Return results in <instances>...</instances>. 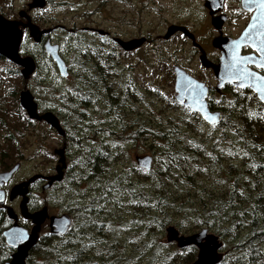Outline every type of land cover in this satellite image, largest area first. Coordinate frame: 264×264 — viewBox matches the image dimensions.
I'll use <instances>...</instances> for the list:
<instances>
[{"label": "trees", "instance_id": "obj_1", "mask_svg": "<svg viewBox=\"0 0 264 264\" xmlns=\"http://www.w3.org/2000/svg\"><path fill=\"white\" fill-rule=\"evenodd\" d=\"M33 22L41 23L35 19ZM28 41L24 37L21 43L23 54H30ZM77 57L78 82H82L72 89V95L81 96L82 107L95 106L96 100L104 96L108 109L121 119L117 128L108 130L109 137L117 146L120 142L135 146L148 139L152 167L143 171L130 161L118 170L112 168L117 156L110 145H99L89 152L79 144L80 154L74 155L64 173L68 178L66 187H60L62 181L53 184L41 199L43 205H57L71 218V225L62 237L49 232L40 235L25 263L191 264L197 254L195 247L178 249L164 240L165 229L173 226L182 235L205 228L218 236L224 253L219 264H264V107L256 96L249 89L230 87L223 93L231 95L226 101L222 95L217 97L218 103L210 99L209 108L220 112L215 127L180 106L173 96L163 102L170 115L148 112L146 120L138 113L129 120L119 112L140 98L133 86H117L112 81L116 61L113 51L89 46ZM0 62V72L19 82L18 68L1 57ZM38 71L36 64L33 75ZM12 89L0 100V135L4 133L0 141V171L9 170L20 158V125L31 127L35 123L23 117L16 98L18 90ZM56 91L59 100L68 106L60 112L63 118L56 116L65 132L64 141L77 144L79 133L71 135L65 125L73 121L76 131L75 123L85 119V113L73 109L74 103L66 102L71 90ZM5 99L13 102L12 108L3 106ZM77 131L83 140L90 134L84 128ZM80 183L85 184V198L81 202L69 199L68 185ZM108 189L112 191L100 199ZM78 193L75 190L74 196ZM97 202L103 210L96 209ZM37 205L30 198V210L37 209ZM85 208L90 209L83 213L87 228L80 226ZM92 221L99 226H93ZM10 225L5 209L0 207V264L9 261L12 253L2 238V232ZM22 226L27 228L29 224L23 222ZM69 254L75 259H66Z\"/></svg>", "mask_w": 264, "mask_h": 264}, {"label": "rangeland", "instance_id": "obj_2", "mask_svg": "<svg viewBox=\"0 0 264 264\" xmlns=\"http://www.w3.org/2000/svg\"><path fill=\"white\" fill-rule=\"evenodd\" d=\"M30 1L0 0V15L10 20H18L17 12L26 10L27 4ZM195 10L196 6L190 0H50V3L46 4L43 10L30 11L29 15L32 20L35 19L41 22L40 24H36L41 29L53 28V26L54 28L57 26L62 27V29H55L51 38L54 43L59 45L61 57L73 69L72 60H78L77 55L79 56L83 49L89 47L81 45H87L88 42L99 45L101 42L98 34L91 35L85 32L84 28L92 27L104 30L109 32L111 36L121 38L122 40L150 36L156 41V36L163 35L169 24L184 22L185 25L191 27L194 26V21H201L202 16H198ZM71 30L75 31L78 36L75 37L69 33ZM27 44L30 54H23V52L22 54L33 57L39 65V71L35 74L36 77L32 75L25 83L21 77L19 83L18 80L12 81L0 72V100L2 99L1 97H4L7 90L13 88L12 90H18L16 95L18 102L19 92L25 86L34 97V101L38 105L39 114L50 111L55 116H61L60 112H63L64 108L68 106L59 100L56 90L60 89L65 93L71 90L69 99L66 102L74 103L73 109H77L80 113H85L83 115L85 119H77L75 126L77 130L83 128L86 131L89 130L90 134L83 140L80 131L73 130V121L65 125L73 133L71 135L79 133V142L73 145L69 142L66 144V148H64L67 168L75 159L74 155L78 156L80 154L79 144L84 145L85 150L89 152L99 145H110L112 151L117 156V160L115 161L117 164L114 162L112 168L118 170L124 169V166L130 161L134 163L135 156L151 155L148 151V146L150 145L148 139L137 143L135 146L127 144V142H120L119 146L115 145L112 138L108 135V130L117 128L116 126L121 119H117L119 116L116 112L108 109L105 97L98 98L95 106L87 107L84 105L86 107H82L81 96L78 93L72 95V89L82 82H78L77 77H74L75 72L72 74L70 70V76L68 75L66 79H61L54 65L43 55L42 49L33 46L30 41ZM107 50H112L116 55L115 65L112 69V74L115 77L112 81L117 86H122V84L131 85L134 91L136 90L139 94L140 100L137 103H128V105H124L122 110H120L122 112H119V114H122L125 119L132 120L137 117L138 113H142L144 118L149 120L146 116L148 112L154 115L159 111H162L164 116L170 115L169 111H165L163 102L165 99L172 96L174 98L175 96L173 91V66L184 68L187 73L194 75L195 78L205 82L207 85L214 86L215 84L211 74L205 72L199 66L197 55L194 53L192 47L180 46L174 40L167 44H162L160 41H156L154 45L145 44L129 53L121 51L117 46H107L105 51ZM2 64L0 62V66ZM79 68L76 66L77 70H80ZM222 96L225 101L231 97L230 93H225ZM136 97L138 98L137 93ZM210 99H214L217 103L219 102V98L215 96ZM3 106L10 109V106L11 108L13 107V102L10 103L9 99H5L3 100ZM23 117L27 119L25 113ZM9 121L11 120L9 119ZM24 125L23 127L20 125V158H18L17 162L19 163V169L13 175L10 182L4 186L3 189L6 194L13 185L25 181L34 175H53L58 160V156L54 154V150L61 149L64 143V138H61L43 122L36 121L31 127L29 126L30 128L26 123ZM68 133L70 134V132ZM3 134L0 135V141ZM64 171L65 169L63 170L60 187H66L68 180ZM43 184L44 182H41L31 187L30 197L38 204L37 209L47 207L50 216L66 214L55 204H41V199L46 194L44 191H41ZM73 186L68 185L70 191L69 199L81 202L86 196L83 192L85 184L80 183L78 186ZM75 190L79 191L77 196H74ZM19 202L20 198H16L12 202L6 200L5 204L18 215V224L22 226L24 221L19 216ZM29 211L31 210L29 209ZM47 232L48 223L45 222L39 234L44 235Z\"/></svg>", "mask_w": 264, "mask_h": 264}, {"label": "water", "instance_id": "obj_3", "mask_svg": "<svg viewBox=\"0 0 264 264\" xmlns=\"http://www.w3.org/2000/svg\"><path fill=\"white\" fill-rule=\"evenodd\" d=\"M46 5V0H31L26 7V10H20L17 12V17L20 20H10L0 15V57L7 60L14 66L19 68L20 75L24 83L34 73L36 63L33 57L29 55H21L19 52L20 44L23 37V29L27 30V36L33 43L38 44L44 35L49 34L52 29H40L36 24L31 21L29 12L32 10L43 9ZM24 20L25 22H23ZM175 31H182L187 34V31L182 27L170 26L167 29L165 39ZM97 33L101 36L104 34L102 30H97ZM254 39L255 43H264V34H260L259 37H255L250 29L245 31L241 37L235 41L239 45L246 44L248 40ZM115 43L123 52H132L145 43V38L132 39L129 41H123L115 38ZM249 43V42H248ZM221 51L218 64H212L209 62L203 53L199 57V63L202 67L211 69L215 79L217 80L216 91L224 85H231L237 89H249L257 98V100L264 107V102L259 99L260 93L256 87L248 86L255 83L254 80H245V87H238V80L233 75V65L235 63L234 56H242L249 58L245 66L254 76L264 77V68L257 66L262 62L261 57L258 55V50L255 46H248L253 49L257 55H241V48L246 46H215ZM43 52L55 65L58 75L61 78H67L68 70L65 62L59 55L58 45L52 44L50 40H45L42 46ZM251 67L257 70H262L263 74H260ZM174 74V100L183 108L198 114L201 120L210 127L218 125L220 120L219 111H211L208 108L206 97L207 87L204 83L197 81L190 75H188L183 69L175 66L173 68ZM264 85V81L260 82ZM18 104L24 111L26 117L29 120L43 122L53 129L61 138H64L65 132L59 124L58 119L52 112H44L39 114L37 103L34 101V97L24 86L23 90L19 92ZM63 144L61 149L54 150V154L58 156L57 164L54 168L55 174L51 176L34 175L25 181L19 182L13 185L7 196L3 190V186L6 185L12 178V176L19 169V163L14 164L9 170L0 172V206L4 207L8 220L11 221V225L2 232V238L7 247L12 250L10 260L3 264H26V258L29 252L33 249L39 239V233L42 225L48 223V231L51 235L56 237H62L68 231L71 221L68 215L61 214L58 216H50L48 214L47 207H42L35 211H29V192L30 186L34 182L40 180L44 184L41 186L42 191L48 190L54 183H59L62 180L63 170L66 168L65 156H64ZM135 165L143 171H149L152 167L153 157L151 155H140L134 157ZM8 202L14 201L16 198H20L18 204L19 216L21 219L29 221L32 227L27 230L18 224V215L15 214L12 208L5 205V200ZM12 234L19 235V239L13 240ZM165 241L167 243H174L176 248L183 249L193 246L197 250L196 258L191 264H219L224 256L223 243L213 233L208 232L203 228L191 235H182L179 231L169 226L165 229Z\"/></svg>", "mask_w": 264, "mask_h": 264}, {"label": "flooded vegetation", "instance_id": "obj_4", "mask_svg": "<svg viewBox=\"0 0 264 264\" xmlns=\"http://www.w3.org/2000/svg\"><path fill=\"white\" fill-rule=\"evenodd\" d=\"M190 1L196 6V10H195L196 14L198 16H202L201 21H198V20L194 21L193 23L194 26H191V27H189L188 25H185L184 22L169 24L166 27L165 33L163 35L156 36V41H160L162 42V44H167L174 40V41H177L180 44V46H191L194 53L197 55L198 62H199V57L201 53H203L205 58L209 62H211L212 64H218L221 51L217 49L215 46H235L233 42L237 41L241 37V35L246 31V29L247 30L250 29L251 33L255 34V37L256 36L259 37L260 34H264V8H260L258 10L257 4L250 5L251 7V11H250L249 6H245L242 0H190ZM22 21L25 22L24 20ZM250 25L252 27H249ZM170 26L182 27L187 31V34L183 33L182 31H175L170 35V37L165 39L164 36L166 35L167 29ZM55 29H62V27L57 26L49 34L44 35L40 43L35 44V45L42 49V46L45 40L47 39L50 40L52 44H56L52 41V38H51L52 33L54 32ZM97 30H100V29H95L92 27L84 28V31L91 35L93 34L97 35L98 34ZM26 31H27L26 29H23L24 36L26 35ZM102 31L104 32L103 35L100 36L98 34L101 39V42L99 45H94L93 42L91 43L88 42L87 45H81V46H101L104 50L107 49V46H118L114 41V39L118 37L111 36L110 33L107 31H104V30ZM69 33L73 34L75 37L78 36V34L75 31L71 30L69 31ZM143 38H145V43L142 46H144L145 44L154 45L156 43V41L152 39L150 36L143 37ZM118 39H121V38H118ZM132 39H129V40H132ZM135 39H138V38H135ZM129 40H123V41H129ZM254 41H255L254 39H251V40H248L249 43L247 42L246 44L239 45V46H246V47L241 48V51H240L241 55H244V56L245 55H255V56L257 55V53L253 49L248 47V46H255L257 43H255ZM58 48H59V45H58ZM42 52H43V49H42ZM59 55L61 57L60 48H59ZM47 58L48 60H50L49 57ZM63 61L65 62V65L67 66L68 73L70 74V70L72 71V74L75 72V76L74 75L73 76L77 77L78 79V74H79L78 72L80 70H77L76 66L80 67L79 59L72 60L73 69H71V65L66 64V61L64 59ZM51 63L53 64L52 61ZM199 66L205 72H208L211 74L212 78L215 81L214 86L207 85L205 82L200 81L197 78H195L194 75L187 73L184 68H181L179 66L177 67L183 69L188 75H190L197 81H200L206 85L208 89L207 97H206L207 105L211 97L213 96L218 97V96L223 95V93L226 91V88H230V87L235 88L231 85H224L220 89V91H216L217 80L215 79L212 70L202 67L200 63H199ZM174 67L175 66L172 67V71ZM251 68L252 70L256 72L263 74L262 70H257L254 67H251ZM55 70L57 72L56 67H55ZM210 110L218 111V110H212V109ZM63 144L66 146L65 141ZM41 182L40 181L35 182L32 186L36 184H40ZM30 195L31 193L29 194V202L31 198ZM28 208L30 209L29 203H28ZM35 210H31V211H35ZM23 221L29 224V227L27 229H30L32 227L29 221H26V220H23Z\"/></svg>", "mask_w": 264, "mask_h": 264}, {"label": "snow or ice", "instance_id": "obj_5", "mask_svg": "<svg viewBox=\"0 0 264 264\" xmlns=\"http://www.w3.org/2000/svg\"><path fill=\"white\" fill-rule=\"evenodd\" d=\"M242 2L245 4V6H249V10L251 11V7L250 5L252 4H257L258 5V10L260 8H264V0H242ZM249 27H252L251 25ZM247 31V29H246ZM234 45L236 47H239V44L237 42H233ZM255 48L258 50V55L261 57V61L260 63L257 64L258 67L260 68H264V43H257L255 45ZM235 63L233 65V75L237 78L238 80V87L239 88H244L246 85L244 83L245 80H254L255 83L253 85H248L250 87L254 86L256 87L257 91L260 93L259 99L264 102V85H261V81H264V77L261 76H254L252 72H250L248 70V68L245 66L246 62L248 61L249 58L247 57H242V56H234L233 57ZM153 91H155L153 89ZM250 118H251V114H250ZM117 119H119V117H117ZM105 135H107V133H105ZM215 143H219L218 141ZM209 155H211V153H209ZM245 156L248 155L247 152L244 153ZM252 167H256V165H252ZM109 191H112V189H108V191L104 192L100 199H104V197L108 194ZM95 207L97 210H103V206L100 205L98 202L95 204ZM90 209L89 208H85L83 209V212L81 213V227L87 228L88 227V223H87V219L83 218V213L84 212H88ZM241 215H243V213H241ZM93 226L98 227L99 225L97 224L96 221H92L91 222ZM75 230V229H73ZM13 240L19 239V235L17 234H12L11 237ZM241 258H243V254L241 256ZM2 259V258H0ZM66 259L72 261L75 258L69 254L68 257H66Z\"/></svg>", "mask_w": 264, "mask_h": 264}]
</instances>
